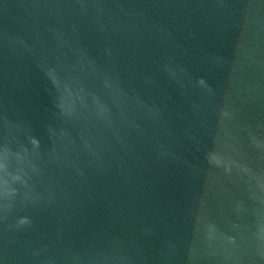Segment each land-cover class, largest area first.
<instances>
[{
	"label": "water",
	"instance_id": "obj_1",
	"mask_svg": "<svg viewBox=\"0 0 264 264\" xmlns=\"http://www.w3.org/2000/svg\"><path fill=\"white\" fill-rule=\"evenodd\" d=\"M0 264H264V0H0Z\"/></svg>",
	"mask_w": 264,
	"mask_h": 264
}]
</instances>
